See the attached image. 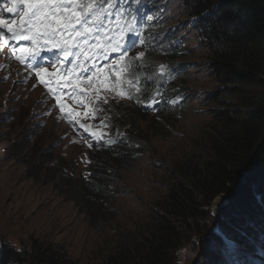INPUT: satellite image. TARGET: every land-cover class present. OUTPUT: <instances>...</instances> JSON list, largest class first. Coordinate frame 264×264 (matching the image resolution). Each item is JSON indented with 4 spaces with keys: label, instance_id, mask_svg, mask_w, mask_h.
<instances>
[{
    "label": "trees",
    "instance_id": "obj_1",
    "mask_svg": "<svg viewBox=\"0 0 264 264\" xmlns=\"http://www.w3.org/2000/svg\"><path fill=\"white\" fill-rule=\"evenodd\" d=\"M136 15L151 45L150 66L165 64L173 76L163 78L161 102L148 109L125 99L110 107L113 127L107 131L125 135L100 148L87 178L53 177L59 161L43 139L16 144L15 138L10 145L0 138V163L8 166L0 169L17 180L20 163L26 175L21 182L42 192L49 188L51 202L61 198L88 212L93 200L110 195L111 171L148 159L150 144L156 160L145 163L158 172L159 181L152 183L161 191L134 195L138 205L118 234L78 251L53 227L20 231L12 243L13 231L2 229L0 219V264H180L181 249L190 252L188 264H264V0H140ZM197 66L216 84L200 98L204 93L194 89L198 80L192 75ZM250 90L257 91L247 97ZM227 97H237L241 106L231 108ZM191 116L201 118L196 127ZM139 124L146 125L144 137ZM219 199L215 219L211 211Z\"/></svg>",
    "mask_w": 264,
    "mask_h": 264
},
{
    "label": "snow or ice",
    "instance_id": "obj_2",
    "mask_svg": "<svg viewBox=\"0 0 264 264\" xmlns=\"http://www.w3.org/2000/svg\"><path fill=\"white\" fill-rule=\"evenodd\" d=\"M139 3L140 0H0V51L8 48L9 59L34 73L55 101L57 118L74 130L77 125L83 129L87 137L81 139L89 148H110L125 135L118 129L114 136L110 135V117L98 116L104 112L100 103L126 99L151 109L161 102L163 78H173L167 65L149 64L146 53L151 45L136 26ZM5 13L10 18H5ZM146 19L151 21L153 17ZM137 46L144 51L129 55ZM42 53L51 54L48 66H44ZM112 53L117 57L109 61ZM101 60L109 62L101 65ZM66 100L84 111L75 110ZM89 118L100 120L95 129L81 122Z\"/></svg>",
    "mask_w": 264,
    "mask_h": 264
},
{
    "label": "rangeland",
    "instance_id": "obj_3",
    "mask_svg": "<svg viewBox=\"0 0 264 264\" xmlns=\"http://www.w3.org/2000/svg\"><path fill=\"white\" fill-rule=\"evenodd\" d=\"M5 15L7 18V13ZM131 52L136 55L139 50L135 48ZM197 63L203 64V60L199 58L198 54ZM0 65L3 66L0 68V138L10 145L15 138H19L16 144H21L22 138L28 139L30 143L42 141V139L48 141L53 148V159L59 161L56 164V170L51 173L53 177L54 174L56 176L57 174L68 175V179L71 181L76 178V175L86 177L91 164L86 163V160H97L101 153V147L94 145L89 148L84 139H81V136L87 137V133H84L83 129L77 125L74 130L63 119L57 118L59 113L54 106L55 102L51 101L38 87L36 76L26 72L19 62L9 59L5 48L0 51ZM202 71L197 66V74L192 73L193 77L197 75L198 80L194 89L202 93L212 92L216 84L207 81ZM4 77H7V80ZM34 84L35 87H33ZM250 91L247 93V97H252L257 90ZM205 94L200 95L199 98ZM238 100L245 103L242 97H238ZM225 102L235 110L241 106L237 102V97H227ZM66 103L75 110L84 111L83 108L76 107L72 100H66ZM123 104L124 100L110 99L108 104L100 103L99 106L105 109V116L111 106L118 107ZM195 107L198 111L203 109L201 105ZM189 119L193 121L194 127L199 125L197 122L201 120L198 118L196 122L192 116ZM81 122L93 125L94 129L99 125V120L90 118L83 119ZM137 126L141 133L143 132L141 137H144L146 125L139 124ZM194 127L191 128L196 129ZM179 129L176 133L182 131ZM73 140L77 142L72 143ZM51 147L49 150L52 149ZM146 147L149 157L145 160L147 162H151L152 159L156 160V156L149 150L152 145L149 144ZM154 148H158L155 142ZM166 148L169 147L166 146ZM0 151V156H2L3 150ZM145 160L138 157L134 164L113 169L111 171L110 195L101 199L96 198V201L92 199L93 207L88 212H85L80 205L75 208L73 203L63 202L61 198L56 197L51 202L46 199V197H53L49 188L42 192L38 187L31 188L27 182H21L20 179H24L26 175L25 167L20 166V163L14 162L21 170L18 172L17 180L11 179V177L8 179L1 171V169H7L8 166L0 163V205L3 206L0 219L4 223L2 229L13 231V234L9 236V241L14 243V237L19 235L18 232L20 231L29 232L35 228L37 232H43V230L53 227L56 236L59 233L64 242H68L72 249L77 251L81 248L90 247L92 243L100 241L99 238L107 235L116 236L120 230L119 226L127 221L128 212L134 211L133 207L138 205L132 197L136 196L137 193L142 197H149L146 193L148 189L153 192L161 191L159 185L152 183V181H159L158 172L149 171L153 168L150 164H146ZM37 165L35 164V166ZM10 172H12L11 169ZM221 201L222 199L217 200L214 209L211 211V215L215 219H217L216 209ZM16 211L20 213L19 221H16V216L13 215ZM189 257L188 249L180 250V264L186 262L188 264L190 262Z\"/></svg>",
    "mask_w": 264,
    "mask_h": 264
}]
</instances>
